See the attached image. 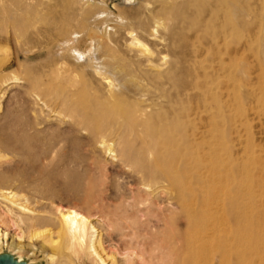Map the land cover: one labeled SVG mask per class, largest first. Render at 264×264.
<instances>
[{
  "label": "rangeland",
  "instance_id": "obj_1",
  "mask_svg": "<svg viewBox=\"0 0 264 264\" xmlns=\"http://www.w3.org/2000/svg\"><path fill=\"white\" fill-rule=\"evenodd\" d=\"M182 1L179 17L160 25L154 23L157 0H0V86L6 88L0 191L18 190L21 202L38 210L54 202L83 209L105 164L111 197L119 199L137 186L115 166L116 151L100 148V141L114 147L127 139L137 149L149 140L137 133L163 126L192 147L181 165L184 180L200 189L209 185L207 174L230 177L226 202L243 213L244 264H264V0H234L229 14L224 0ZM127 31L144 43L146 54L126 59ZM66 35L85 37L93 50L112 45L119 69L111 79L121 88L120 103L87 71H73L76 86L59 74L63 56L49 52ZM221 57L227 71L219 67ZM65 58L75 69L77 57ZM143 91L150 107L135 115ZM16 216L11 228L0 221V233L7 234L3 249L50 264L45 226L35 215ZM107 264L125 262L118 257Z\"/></svg>",
  "mask_w": 264,
  "mask_h": 264
},
{
  "label": "bare ground",
  "instance_id": "obj_2",
  "mask_svg": "<svg viewBox=\"0 0 264 264\" xmlns=\"http://www.w3.org/2000/svg\"><path fill=\"white\" fill-rule=\"evenodd\" d=\"M183 6L182 0H157L154 11L158 19L154 23L162 25L166 20L177 19ZM234 6V0H224L226 13L232 12ZM126 37V59L132 53L136 56L146 54L144 43L136 35L127 31ZM93 47L94 43L88 42L85 37L69 35L49 54L63 56L57 70L72 85H77V74L73 71H87L108 88V95L118 104L121 88L118 89L111 76L119 68L115 65L117 60L112 54V45L96 48L97 51ZM133 47L137 48L134 50ZM66 55L77 57L75 62L70 59L75 69L64 60H69ZM236 65L235 70L239 71L240 59ZM229 66L221 57L220 69L227 71ZM241 88L240 82L234 80V90L240 91ZM5 92L6 88L0 86V102ZM137 97L144 104L140 109H134L135 115L140 111V115L144 116L150 107L145 98L146 92H140ZM136 135L149 138L142 141L137 149L127 139L117 146L114 144V147L100 141V148L116 151L112 157L115 166L128 173L137 186L121 198L111 197L113 191L111 184L107 185V166L103 164L90 183L85 208L54 205V202L50 208L38 210L21 202L18 190H5L0 191V221L11 228L16 223V214L35 215L34 219L45 226L44 242L52 250L47 256L50 264H107L108 259L117 260L118 257L125 264H244L243 213L237 206L229 209L226 202L231 194L226 184L230 177L207 174L204 177L210 180L209 185L197 189L181 175L183 160L192 154L191 145H182L177 134L163 126H145ZM1 157L3 154L0 151ZM185 164L193 168L192 162ZM217 179L225 184L218 183ZM235 179L234 175L232 180ZM23 233H17V237L22 239ZM6 238L7 234L0 233V254L9 253L19 261L26 260L16 251L3 249V239Z\"/></svg>",
  "mask_w": 264,
  "mask_h": 264
},
{
  "label": "water",
  "instance_id": "obj_3",
  "mask_svg": "<svg viewBox=\"0 0 264 264\" xmlns=\"http://www.w3.org/2000/svg\"><path fill=\"white\" fill-rule=\"evenodd\" d=\"M0 264H29L27 260L19 261L13 254H0Z\"/></svg>",
  "mask_w": 264,
  "mask_h": 264
}]
</instances>
